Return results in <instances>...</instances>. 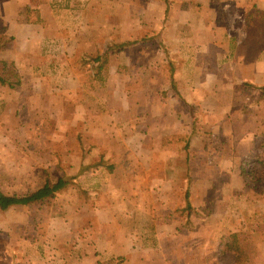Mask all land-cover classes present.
<instances>
[{
    "label": "crops",
    "instance_id": "crops-1",
    "mask_svg": "<svg viewBox=\"0 0 264 264\" xmlns=\"http://www.w3.org/2000/svg\"><path fill=\"white\" fill-rule=\"evenodd\" d=\"M0 32V128L38 113L86 194L0 264H264V0H0Z\"/></svg>",
    "mask_w": 264,
    "mask_h": 264
},
{
    "label": "rangeland",
    "instance_id": "rangeland-1",
    "mask_svg": "<svg viewBox=\"0 0 264 264\" xmlns=\"http://www.w3.org/2000/svg\"><path fill=\"white\" fill-rule=\"evenodd\" d=\"M22 114L24 123L17 119V114L10 113L8 123H4L6 127L0 128V192L14 197L30 195L42 187L46 179L55 182L60 172L66 174L64 162L59 160L55 164L49 159L50 139L39 136L38 125H34L40 115L31 111ZM61 178L70 181L68 176ZM72 192H60L47 200L0 210V245L10 239L16 245L22 234L30 239L45 238L50 234L49 220H75L79 208L73 207V198L82 201L86 194ZM21 220H24L23 225ZM236 245L250 257L251 263L254 252L251 244L239 241Z\"/></svg>",
    "mask_w": 264,
    "mask_h": 264
},
{
    "label": "trees",
    "instance_id": "trees-1",
    "mask_svg": "<svg viewBox=\"0 0 264 264\" xmlns=\"http://www.w3.org/2000/svg\"><path fill=\"white\" fill-rule=\"evenodd\" d=\"M28 21L30 20L29 14L30 10H27ZM36 20L34 21L37 24L41 23V19L38 15L35 16ZM31 21V20H30ZM0 32V48L8 43L9 39L1 35ZM102 63L107 62L106 56H104ZM3 70L0 71V85L7 86L10 89H15L20 85V80L18 75L15 72V69L12 64H3ZM69 181H65L63 178H58L55 182H51L49 179H46L43 186L27 196L14 197L8 196L0 192V210L5 211L13 206H26L43 200L53 198L56 193H60L65 185ZM239 240L236 235H230L228 237H222L220 240L221 249L224 252H232L236 255V264H250L248 256L242 255L240 247L237 244ZM252 255V254H251Z\"/></svg>",
    "mask_w": 264,
    "mask_h": 264
}]
</instances>
